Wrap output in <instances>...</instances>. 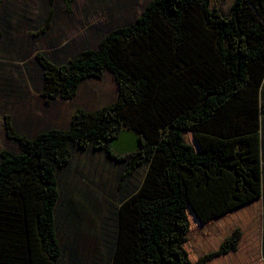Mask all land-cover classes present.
Returning a JSON list of instances; mask_svg holds the SVG:
<instances>
[{
  "label": "trees",
  "instance_id": "obj_1",
  "mask_svg": "<svg viewBox=\"0 0 264 264\" xmlns=\"http://www.w3.org/2000/svg\"><path fill=\"white\" fill-rule=\"evenodd\" d=\"M36 59L44 98L72 100L106 72L118 98L34 139L8 121L20 152L0 156V264H59L58 174L73 146L125 164L123 183L148 166L121 198L110 264H264V165L244 139L257 146L264 134V0H235L230 16L211 0H152L98 48L65 64ZM125 130L138 137L120 154ZM188 132L241 140L230 156L197 152Z\"/></svg>",
  "mask_w": 264,
  "mask_h": 264
},
{
  "label": "rangeland",
  "instance_id": "obj_2",
  "mask_svg": "<svg viewBox=\"0 0 264 264\" xmlns=\"http://www.w3.org/2000/svg\"><path fill=\"white\" fill-rule=\"evenodd\" d=\"M151 1L2 0L0 156L3 151L20 152V146L8 138V121L18 134L35 138L50 129H67L76 110L94 112L111 105L118 96L107 72L100 80L84 81L72 100L44 98L37 54L45 53L56 64L68 63L83 51L98 48L111 31L132 25ZM234 1L211 0V6L230 16ZM133 136L134 132L125 130L114 141L116 152L131 150ZM252 141L246 138L245 143L251 144V152L259 150L260 156L261 141L257 146ZM237 143L220 149L232 154ZM73 147L72 161L58 174L56 216L63 249L59 264H110L121 198L136 192L146 168L123 183L125 164L109 159L105 152ZM194 198L201 201L196 194Z\"/></svg>",
  "mask_w": 264,
  "mask_h": 264
},
{
  "label": "crops",
  "instance_id": "obj_3",
  "mask_svg": "<svg viewBox=\"0 0 264 264\" xmlns=\"http://www.w3.org/2000/svg\"><path fill=\"white\" fill-rule=\"evenodd\" d=\"M107 73V72H106ZM111 76H112V78H113V80L115 81V78H114V76L110 73V72H108ZM88 80H91V79H88ZM115 84H116V81H115ZM116 86H117V84H116ZM117 92H118V87H117ZM117 98H118V96H117ZM117 98L115 99V101L117 100ZM114 101V102H115ZM113 102V103H114ZM112 103V104H113ZM70 126V125H69ZM69 126L67 127V128H69ZM188 134L190 135V136H195L196 138H195V140L196 141H198V140H201V142H199L198 144H196V146H195V148L197 149V152H201V151H204V150H213V151H215L216 153H222V154H224L225 156H230L231 154H227V153H225L224 151H222L221 149H220V147L222 146V145H224V144H226V145H232V142H235V141H239L238 143H237V145H236V147L234 148V151L237 149V147L239 146V144H240V140L241 139H238V138H235V139H229V140H224V139H220V138H214V137H209V136H204V135H200V134H197V133H193V132H188ZM128 136V135H127ZM37 137V136H36ZM35 137V138H36ZM137 137H138V135L136 134V133H134V136L133 137H131L132 139L131 140H133V144H134V140L135 139H137ZM206 137H209V138H206ZM246 138H248V137H246ZM246 138H244V139H246ZM30 139H34V137L33 138H30ZM207 140V141H206ZM261 141V150H262V145L264 144V134L262 133H260V137H259V142ZM134 146V145H133ZM233 151V152H234ZM253 153V152H252ZM260 158H261V164L262 165H264V161H263V153H262V151L260 152ZM142 168H146V172H147V170H148V166H145V167H142ZM146 175V174H145ZM263 178V177H262ZM263 186H264V184H263Z\"/></svg>",
  "mask_w": 264,
  "mask_h": 264
}]
</instances>
